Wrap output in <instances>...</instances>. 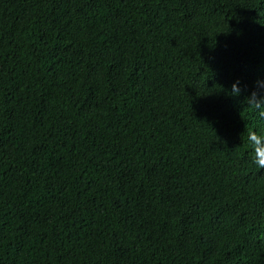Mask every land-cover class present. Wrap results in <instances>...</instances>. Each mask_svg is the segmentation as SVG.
Returning a JSON list of instances; mask_svg holds the SVG:
<instances>
[{"label":"trees","instance_id":"16d2710c","mask_svg":"<svg viewBox=\"0 0 264 264\" xmlns=\"http://www.w3.org/2000/svg\"><path fill=\"white\" fill-rule=\"evenodd\" d=\"M257 82L264 0H0V264H264Z\"/></svg>","mask_w":264,"mask_h":264},{"label":"clouds","instance_id":"9594fccd","mask_svg":"<svg viewBox=\"0 0 264 264\" xmlns=\"http://www.w3.org/2000/svg\"><path fill=\"white\" fill-rule=\"evenodd\" d=\"M237 83L231 86V96H239L240 89ZM246 107L257 114L261 119H264V86L257 82V90L252 91L245 98ZM247 144L252 151V162L259 169H264V134H258L255 130L247 133Z\"/></svg>","mask_w":264,"mask_h":264}]
</instances>
